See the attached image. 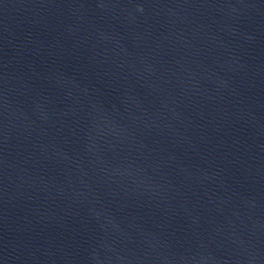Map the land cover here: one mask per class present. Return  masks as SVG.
<instances>
[{
    "label": "water",
    "instance_id": "obj_1",
    "mask_svg": "<svg viewBox=\"0 0 264 264\" xmlns=\"http://www.w3.org/2000/svg\"><path fill=\"white\" fill-rule=\"evenodd\" d=\"M0 264H264V0H188L1 121Z\"/></svg>",
    "mask_w": 264,
    "mask_h": 264
}]
</instances>
